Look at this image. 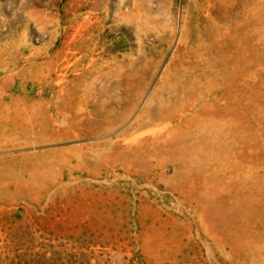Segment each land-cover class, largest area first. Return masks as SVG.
<instances>
[{
	"label": "rangeland",
	"instance_id": "374dc122",
	"mask_svg": "<svg viewBox=\"0 0 264 264\" xmlns=\"http://www.w3.org/2000/svg\"><path fill=\"white\" fill-rule=\"evenodd\" d=\"M0 264H264V0H0Z\"/></svg>",
	"mask_w": 264,
	"mask_h": 264
},
{
	"label": "bare ground",
	"instance_id": "6f19581e",
	"mask_svg": "<svg viewBox=\"0 0 264 264\" xmlns=\"http://www.w3.org/2000/svg\"><path fill=\"white\" fill-rule=\"evenodd\" d=\"M153 116H154V115L152 114L151 118H153Z\"/></svg>",
	"mask_w": 264,
	"mask_h": 264
}]
</instances>
